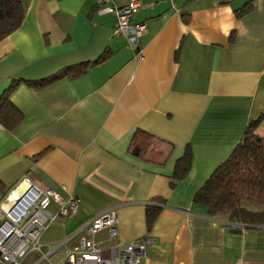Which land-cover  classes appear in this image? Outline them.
Instances as JSON below:
<instances>
[{
    "label": "crops",
    "instance_id": "crops-1",
    "mask_svg": "<svg viewBox=\"0 0 264 264\" xmlns=\"http://www.w3.org/2000/svg\"><path fill=\"white\" fill-rule=\"evenodd\" d=\"M21 5V24L0 39V102L8 90L21 113L0 122V201L24 177L79 199L42 231L47 258L32 252L21 264L60 260L109 208L116 236L94 235L105 255L148 238L139 264H264V224H233L193 202L251 121L264 138V0H140L137 47L98 0ZM136 131L153 136L144 156L129 148ZM187 147L189 169L173 181ZM147 207L159 209L150 224Z\"/></svg>",
    "mask_w": 264,
    "mask_h": 264
},
{
    "label": "built area",
    "instance_id": "built-area-1",
    "mask_svg": "<svg viewBox=\"0 0 264 264\" xmlns=\"http://www.w3.org/2000/svg\"><path fill=\"white\" fill-rule=\"evenodd\" d=\"M100 12H111L115 17V31L126 42L137 47L139 38L145 32L144 22H134L133 14L140 7V0H98ZM138 56L141 51L136 49ZM24 184L23 190L8 201V196L0 201V264H21L32 252H38L40 259H46L42 253L41 233L58 216L69 217L77 212L79 199L76 196L62 197L58 192L43 183L22 178L18 184ZM6 205L4 206V201ZM54 204L53 211L50 206ZM118 210L109 208L93 216L77 231L78 243L64 251L63 257L50 264H139L145 256L148 238L133 240L122 247L110 246L108 254L94 240V235L106 229L108 238L117 234L116 222Z\"/></svg>",
    "mask_w": 264,
    "mask_h": 264
},
{
    "label": "trees",
    "instance_id": "trees-1",
    "mask_svg": "<svg viewBox=\"0 0 264 264\" xmlns=\"http://www.w3.org/2000/svg\"><path fill=\"white\" fill-rule=\"evenodd\" d=\"M22 19L21 0H0V39L18 28ZM82 71L80 69L74 74ZM58 77L55 74L45 79L47 82ZM41 82L35 84L41 85ZM7 93L8 90L0 102V122L11 127L20 119L21 113L8 99ZM257 123L258 120L249 123L242 140L195 193L193 202L203 206L208 215L225 218L233 224H264V138L254 133ZM152 141L151 134L136 131L129 146L131 153L136 156L146 155ZM190 160L191 152L187 147L175 162L173 181L187 172ZM145 212L147 224H150L159 209L147 207Z\"/></svg>",
    "mask_w": 264,
    "mask_h": 264
}]
</instances>
